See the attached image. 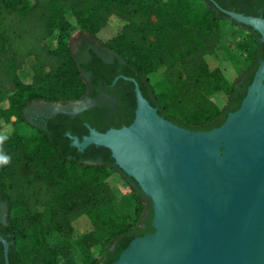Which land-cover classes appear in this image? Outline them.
Here are the masks:
<instances>
[{"label":"trees","instance_id":"1","mask_svg":"<svg viewBox=\"0 0 264 264\" xmlns=\"http://www.w3.org/2000/svg\"><path fill=\"white\" fill-rule=\"evenodd\" d=\"M203 1L201 12L190 0H0V197L9 209L11 264H112L133 239L155 231L151 207L150 229H142L145 195L115 165L109 149H99L103 164H87L68 138L31 126L24 111L32 102L69 103L87 96L71 37L79 29L100 40L99 34L118 21V29L100 42L137 73L159 113L191 130L220 127L240 108L264 59V45L260 33L241 25L249 33L240 50L254 68L248 85L238 89L219 65L221 23L228 17ZM52 38L55 46L48 43ZM30 59L39 69L26 83L21 72ZM220 95L228 98L222 110L211 97ZM130 97L134 109L133 90ZM116 173L131 187L132 215L116 207L111 184ZM42 209H49L47 222ZM25 241L28 247L19 250ZM0 264H5L3 247Z\"/></svg>","mask_w":264,"mask_h":264},{"label":"water","instance_id":"2","mask_svg":"<svg viewBox=\"0 0 264 264\" xmlns=\"http://www.w3.org/2000/svg\"><path fill=\"white\" fill-rule=\"evenodd\" d=\"M210 1L228 19L260 33L264 44L263 18L228 11ZM258 85L264 87V59L237 111L220 127L191 130L161 116L136 84L132 124L104 133L91 129L82 142L70 136L82 151L90 145L109 149L115 165L152 202L155 231L133 239L112 264H125L139 245L158 241L153 256L169 264H264V145L251 155L224 139L235 121L247 116ZM204 151L220 161L235 153L239 160L230 169L219 199L210 197L198 179L195 161ZM0 241L5 263L11 264L9 243Z\"/></svg>","mask_w":264,"mask_h":264},{"label":"flooded vegetation","instance_id":"3","mask_svg":"<svg viewBox=\"0 0 264 264\" xmlns=\"http://www.w3.org/2000/svg\"><path fill=\"white\" fill-rule=\"evenodd\" d=\"M205 1L209 2L210 0ZM220 2L230 7L233 12L264 19V0H220ZM73 53L84 68L82 74L89 86L87 96L80 101L69 103L32 102L25 109L24 117L31 126L37 129H42L52 136L63 135V137L68 138L70 141L69 146L73 149L76 148L79 154L89 160L86 162L87 164L101 165L104 163L103 157H105L104 154H101L104 152L99 150L101 147L90 145L82 151L79 147L73 145L75 140L70 136L78 138L82 142L91 134V129L104 133L111 129H117V126H121V128L128 126L130 121L133 123L137 110L136 84L139 85L143 96L150 103L151 101L147 96L148 94H144L142 83L137 79V73H134L127 62L105 48L101 42L94 41L87 35H82L78 39ZM251 77L252 73L245 76L237 85V88L241 90V86H247ZM250 85L247 86V91ZM132 90L135 97L134 109L132 108V99L130 97ZM241 101L243 102V99ZM230 105L232 106V103ZM130 106L133 109V117L132 115L130 116ZM230 113L232 112H229L228 115ZM222 118L224 117H221L220 120ZM118 123L121 124L117 125ZM93 146L94 148H92ZM110 157L112 158L111 155ZM135 182H132V184L134 185ZM144 199L148 202V215L142 219V229L149 230L147 218L151 215L150 207L153 211V206L151 200L146 195ZM153 217L150 219V223L152 228L155 229ZM8 225L9 209L0 197V238L9 243L10 253V247L13 245V242L9 240L11 235L8 232ZM151 233L153 232L151 231L147 234ZM2 247L3 252H5L4 243L0 241V252Z\"/></svg>","mask_w":264,"mask_h":264},{"label":"rangeland","instance_id":"4","mask_svg":"<svg viewBox=\"0 0 264 264\" xmlns=\"http://www.w3.org/2000/svg\"><path fill=\"white\" fill-rule=\"evenodd\" d=\"M169 1V0H164ZM195 8L198 11H204L206 8V3L203 0H190ZM67 17L71 23L76 24V20L71 13H67ZM225 18L221 23V30H222V41L218 47V53L220 56V63L219 65L224 70L225 76L229 80L231 84L237 86L242 79L247 76L249 73L252 72L254 66L251 65L250 60L247 58V53L240 50V47L247 41V36L249 31L243 28L241 25H234L231 21ZM119 22L113 21L110 25V28L104 32L99 34L100 40H108L111 35L118 29ZM82 35H87L92 40L97 41L100 43L98 38H95L87 33L81 32L79 29H76L73 33L70 46L75 49L76 43L78 39ZM51 46H55V38H52L48 41ZM114 53V52H113ZM217 63V62H216ZM39 66L37 63L30 59L26 63L24 69L21 72V78L24 82L29 83L32 80L33 75L38 71ZM151 78L155 80L156 75H151ZM212 99L218 104L220 109H224L227 104V97L225 95L220 96H211ZM3 102L0 100V105L2 106ZM220 119V118H219ZM15 121V118H13ZM217 121V120H216ZM25 131V128L23 129ZM26 133H30L27 131ZM35 135V133H32ZM111 184L114 188V191L117 195L116 207L121 213L126 214H133L135 209V203L132 200L131 195V187L126 180L120 175L116 173L111 178ZM144 203L146 204L147 208L144 211L143 218L148 215V202L144 199ZM45 219L44 221L47 222L49 218V209H42ZM17 214H21V211L16 212ZM84 228L86 229L85 225ZM83 231V229L81 230ZM29 245V241L20 242L19 250L23 251Z\"/></svg>","mask_w":264,"mask_h":264},{"label":"bare ground","instance_id":"5","mask_svg":"<svg viewBox=\"0 0 264 264\" xmlns=\"http://www.w3.org/2000/svg\"><path fill=\"white\" fill-rule=\"evenodd\" d=\"M248 109L247 116L236 120L233 130L224 139L230 145L236 144V147L254 155L264 145V87L260 85L256 87ZM212 141H209L208 145ZM169 163L171 164V160ZM195 164L203 189L205 188L210 197L219 199L223 194L225 179L231 174L230 169L238 166L239 160L235 153H231L227 160L220 161L209 151H204L196 159ZM160 243L158 241L139 245L125 264H169L164 259L153 256L154 250L160 246ZM150 249L152 251H149Z\"/></svg>","mask_w":264,"mask_h":264},{"label":"clouds","instance_id":"6","mask_svg":"<svg viewBox=\"0 0 264 264\" xmlns=\"http://www.w3.org/2000/svg\"><path fill=\"white\" fill-rule=\"evenodd\" d=\"M8 162V158L7 157H4L3 158V163H7Z\"/></svg>","mask_w":264,"mask_h":264}]
</instances>
